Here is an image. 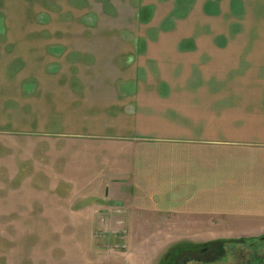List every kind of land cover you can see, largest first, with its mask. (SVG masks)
Here are the masks:
<instances>
[{
  "label": "crops",
  "instance_id": "1",
  "mask_svg": "<svg viewBox=\"0 0 264 264\" xmlns=\"http://www.w3.org/2000/svg\"><path fill=\"white\" fill-rule=\"evenodd\" d=\"M6 136L128 232H259L264 0H0Z\"/></svg>",
  "mask_w": 264,
  "mask_h": 264
},
{
  "label": "rangeland",
  "instance_id": "2",
  "mask_svg": "<svg viewBox=\"0 0 264 264\" xmlns=\"http://www.w3.org/2000/svg\"><path fill=\"white\" fill-rule=\"evenodd\" d=\"M16 31L25 33L23 28ZM21 138L0 137V264H155L161 249L176 240L264 231L159 235V228H151L152 219L142 218L143 212L129 211L132 218L128 232L124 220L116 216L118 207H114V215L80 211L90 202L81 201V192L58 186L56 177L24 161L33 150L41 151L43 147L36 139ZM169 220L163 219V227L169 226ZM101 221L106 224L104 229ZM248 227V231L254 230Z\"/></svg>",
  "mask_w": 264,
  "mask_h": 264
},
{
  "label": "flooded vegetation",
  "instance_id": "3",
  "mask_svg": "<svg viewBox=\"0 0 264 264\" xmlns=\"http://www.w3.org/2000/svg\"><path fill=\"white\" fill-rule=\"evenodd\" d=\"M155 264H264V233L176 240Z\"/></svg>",
  "mask_w": 264,
  "mask_h": 264
}]
</instances>
